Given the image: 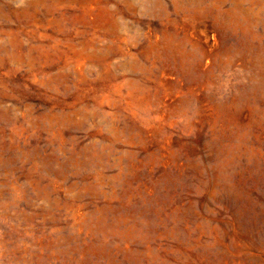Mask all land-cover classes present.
I'll list each match as a JSON object with an SVG mask.
<instances>
[{
	"label": "rangeland",
	"instance_id": "374dc122",
	"mask_svg": "<svg viewBox=\"0 0 264 264\" xmlns=\"http://www.w3.org/2000/svg\"><path fill=\"white\" fill-rule=\"evenodd\" d=\"M0 264H264V0H0Z\"/></svg>",
	"mask_w": 264,
	"mask_h": 264
}]
</instances>
